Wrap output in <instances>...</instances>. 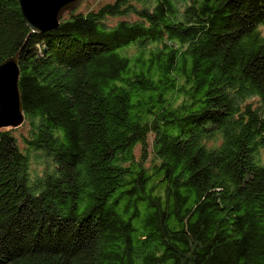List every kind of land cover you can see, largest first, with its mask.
<instances>
[{"label": "trees", "instance_id": "1", "mask_svg": "<svg viewBox=\"0 0 264 264\" xmlns=\"http://www.w3.org/2000/svg\"><path fill=\"white\" fill-rule=\"evenodd\" d=\"M18 54L0 264H264V0H114L42 33L0 0Z\"/></svg>", "mask_w": 264, "mask_h": 264}, {"label": "water", "instance_id": "2", "mask_svg": "<svg viewBox=\"0 0 264 264\" xmlns=\"http://www.w3.org/2000/svg\"><path fill=\"white\" fill-rule=\"evenodd\" d=\"M22 16L32 32L59 27L61 19L80 6L83 0H17ZM19 54L0 64V130L21 126L26 115L19 87Z\"/></svg>", "mask_w": 264, "mask_h": 264}, {"label": "rangeland", "instance_id": "3", "mask_svg": "<svg viewBox=\"0 0 264 264\" xmlns=\"http://www.w3.org/2000/svg\"><path fill=\"white\" fill-rule=\"evenodd\" d=\"M114 0H83L80 6L74 11L75 13H84L89 10H96L99 7L103 6L106 3L113 2ZM122 18V17H121ZM119 17L110 18L108 21L110 24L116 23L121 19ZM130 18H136L135 15H130ZM13 133L18 137V140L21 141V135L26 134L27 128L22 124L18 128H13ZM140 147L137 148V153H139ZM32 167L36 169L37 172H41L43 169L42 161H37V163H33Z\"/></svg>", "mask_w": 264, "mask_h": 264}]
</instances>
